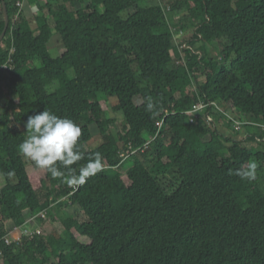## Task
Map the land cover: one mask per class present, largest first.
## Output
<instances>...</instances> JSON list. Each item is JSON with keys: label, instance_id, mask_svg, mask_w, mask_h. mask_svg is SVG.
I'll return each instance as SVG.
<instances>
[{"label": "trees", "instance_id": "trees-1", "mask_svg": "<svg viewBox=\"0 0 264 264\" xmlns=\"http://www.w3.org/2000/svg\"><path fill=\"white\" fill-rule=\"evenodd\" d=\"M148 1L4 0L0 264H264V0ZM187 30L182 48L175 37ZM103 97L116 99L119 132ZM198 103L221 112L191 113ZM44 109L81 126L86 159L74 167L101 153L104 171L75 190L19 152L28 116ZM224 113L250 124L236 130ZM92 125L102 143L88 149ZM253 159L259 179L241 181L235 172ZM41 212L30 223L39 235L5 243V223Z\"/></svg>", "mask_w": 264, "mask_h": 264}, {"label": "clouds", "instance_id": "clouds-1", "mask_svg": "<svg viewBox=\"0 0 264 264\" xmlns=\"http://www.w3.org/2000/svg\"><path fill=\"white\" fill-rule=\"evenodd\" d=\"M146 111L157 116L160 114L156 102L147 98ZM25 128L27 138L18 145L19 152L32 161L36 167L50 173L53 179H59L74 190L87 183L90 177L104 171L100 152L87 157V162L77 169L74 167L86 159L80 150L82 128L72 119L56 115L50 110H43L29 115ZM259 162L251 160L246 167L235 172L241 181L259 179Z\"/></svg>", "mask_w": 264, "mask_h": 264}, {"label": "rangeland", "instance_id": "rangeland-1", "mask_svg": "<svg viewBox=\"0 0 264 264\" xmlns=\"http://www.w3.org/2000/svg\"><path fill=\"white\" fill-rule=\"evenodd\" d=\"M42 3V1H40ZM157 0H150L148 2H145L144 5L145 6H149V5H154L156 4ZM21 8V7H20ZM31 10L33 12V14H37V9L36 7L34 6H31ZM32 16V15H31ZM179 20V17H176V21ZM49 25L50 26H53V21H49ZM193 31L192 30H187L186 32L182 33V34H178L176 35L175 37V41L178 45H181L183 46L185 42H187L189 40V38L191 37ZM48 48L50 49L51 53L53 56H57L59 55V53H62L63 50L60 49L59 46H57V43L52 40L48 46ZM35 65H39V63H35ZM103 96V95H101ZM102 101L100 102L101 104V107L102 109L106 112V116L108 118H115L117 120V122L115 123L114 127H111L112 128V132H119L121 131L122 129V123H123V117L120 113H117V112H114L112 110V108L114 107V104L116 103V99L113 97V98H100ZM236 116V118H240V115L238 113H235L234 114ZM232 116V115H230ZM90 128V131H91V134H92V137L91 139L86 143V147L88 149H91V148H96L98 147L101 143H102V140H101V137L98 133V129L95 125H92L89 127ZM25 129V128H24ZM221 132H225L228 136H232L233 138H235V135H233V130L232 129H229V130H222ZM244 132L245 130H242V132H240L239 135H237V139H243L244 137ZM244 145L246 147H252L254 149H258L257 145L254 143V142H251V141H247V142H244ZM261 176H260V179H259V184H260V187H262V189L264 190V163H263V167L261 169ZM3 181H0V183H2ZM166 191L168 192L169 189L166 188ZM68 213V212H67ZM69 214V213H68ZM70 216H72L77 222H83L86 220L85 216L83 215L82 212H79L77 211L76 209H72L70 211ZM14 227V225L12 223H5V229L7 232H9L11 230V228ZM37 229L40 227H38V225L36 224H26L24 225V229L25 230H28V232H31L33 229ZM34 229V230H35ZM50 230H56L57 232L59 233H62V227L59 223H52V222H46V224L44 225V231H50ZM40 231H43L42 229H40ZM19 234H17L16 237H18Z\"/></svg>", "mask_w": 264, "mask_h": 264}, {"label": "built area", "instance_id": "built-area-1", "mask_svg": "<svg viewBox=\"0 0 264 264\" xmlns=\"http://www.w3.org/2000/svg\"><path fill=\"white\" fill-rule=\"evenodd\" d=\"M17 6L20 8L21 4H17ZM182 48H185V46H182ZM207 106L213 107L214 112H221V109L218 107V105L216 103H208V104L198 103L193 107L191 113H195V114L200 113L201 111L206 109ZM224 115H225V113H224ZM225 116H227L228 121H231V123L233 124V126L235 127L236 130H240L243 125H249L250 124L248 122L238 121L237 119H235L233 116H230V115H225ZM210 120H211V118H207V121H210ZM162 122H163V120H160V121L156 122V124H155L158 131L161 128ZM255 125L258 126L261 129V131H264V125H257V124H255ZM38 216L44 218L45 212H41L37 216L32 217L31 220L26 222V224H30V223L34 222V219ZM34 229L31 232H28V230L24 229V225L21 227H15L14 226L11 228V230L8 232L7 236L5 237V243L6 244H10L11 242L17 243V242H19L21 236L31 237L33 234L39 235L41 233L39 228H37L35 230ZM17 234H19L18 237H16Z\"/></svg>", "mask_w": 264, "mask_h": 264}, {"label": "water", "instance_id": "water-1", "mask_svg": "<svg viewBox=\"0 0 264 264\" xmlns=\"http://www.w3.org/2000/svg\"><path fill=\"white\" fill-rule=\"evenodd\" d=\"M1 1V6H2V13H3V20H4V26H3V30L0 34V44L3 40V38L5 37V33L7 31L8 25H9V18H8V14H7V10H6V5L4 0H0Z\"/></svg>", "mask_w": 264, "mask_h": 264}, {"label": "crops", "instance_id": "crops-1", "mask_svg": "<svg viewBox=\"0 0 264 264\" xmlns=\"http://www.w3.org/2000/svg\"><path fill=\"white\" fill-rule=\"evenodd\" d=\"M33 13V12H32Z\"/></svg>", "mask_w": 264, "mask_h": 264}]
</instances>
